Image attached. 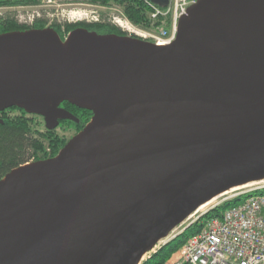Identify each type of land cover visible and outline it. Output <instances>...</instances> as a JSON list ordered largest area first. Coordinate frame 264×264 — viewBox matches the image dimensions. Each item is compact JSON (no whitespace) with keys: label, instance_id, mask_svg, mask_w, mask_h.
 I'll use <instances>...</instances> for the list:
<instances>
[{"label":"water","instance_id":"1","mask_svg":"<svg viewBox=\"0 0 264 264\" xmlns=\"http://www.w3.org/2000/svg\"><path fill=\"white\" fill-rule=\"evenodd\" d=\"M64 102L89 122L0 179V264H141L199 207L264 181V0H195L167 46L0 34V112L54 130Z\"/></svg>","mask_w":264,"mask_h":264},{"label":"built area","instance_id":"2","mask_svg":"<svg viewBox=\"0 0 264 264\" xmlns=\"http://www.w3.org/2000/svg\"><path fill=\"white\" fill-rule=\"evenodd\" d=\"M56 3L57 0H44L43 5ZM194 3L195 0H168V4L163 7L144 0L146 18L139 25L133 24L122 12L123 10L120 9V12L113 5H91L92 10L70 12L67 18L73 23L107 22L117 27L126 36L135 37L156 46H167L175 40L179 19ZM40 17L39 13L35 15L24 13L18 17L17 21L20 24L31 25ZM47 21L51 23L52 20ZM254 184L248 190L234 191L236 193L227 201L240 199L243 195L247 197L226 209L220 217L208 221L165 264H264V181ZM224 202L211 205L209 210ZM198 218L189 222L186 227L196 222ZM167 242H163L162 245ZM158 245L156 248H159Z\"/></svg>","mask_w":264,"mask_h":264},{"label":"trees","instance_id":"3","mask_svg":"<svg viewBox=\"0 0 264 264\" xmlns=\"http://www.w3.org/2000/svg\"><path fill=\"white\" fill-rule=\"evenodd\" d=\"M62 3H88L91 5L109 6L119 5L123 8L125 16L136 25L143 23L145 20L144 0H58ZM44 0H0V8H17V7H38L43 5ZM45 13H42L44 16ZM48 21L44 18H37L31 25L20 24L12 16H0V34L21 32L32 30L34 28H43L47 26ZM81 26L88 29L89 32L97 34H115L123 35V32L110 23H93L88 24L79 22ZM51 26L55 27V32L61 40L72 24H59L51 21ZM48 25V26H50ZM79 25V24H78ZM63 106L67 112L74 117V123L65 122L64 125H72L75 133L80 132L89 122L91 113L86 110H80L64 102ZM33 116L17 108H11L7 113L0 116V179H2L11 170L39 160H45L55 157L66 144V140L55 134V131H49L41 134L34 123ZM48 147L49 153L46 152ZM49 155V157H46ZM246 198L247 195L241 196ZM240 198V199H241ZM240 199L227 201L198 218L196 222L184 228L173 239L160 246L150 254L141 264H165L179 248L199 230H201L213 218H218L221 214L240 202Z\"/></svg>","mask_w":264,"mask_h":264},{"label":"rangeland","instance_id":"4","mask_svg":"<svg viewBox=\"0 0 264 264\" xmlns=\"http://www.w3.org/2000/svg\"><path fill=\"white\" fill-rule=\"evenodd\" d=\"M47 4V3H46ZM56 5V6H55ZM55 5H41L38 7H17V8H0V16H12L13 18H15L16 20H18V17L21 14L24 13H29V14H36L39 13L40 14V18H44L45 20H52L56 23L59 24H64V23H73L71 21L68 20V14L70 12H74V11H88V10H92L91 4L88 3H62L61 1L57 0V3ZM58 5V6H57ZM51 6V7H50ZM115 9H118V11L121 9L123 10L122 6L113 4ZM118 7V8H116ZM120 10V12H121ZM123 12V11H122ZM42 13H45L44 16H42ZM113 13V12H112ZM52 15V16H51ZM47 24V23H46ZM48 24H51L48 22ZM66 36V35H65ZM34 119V123L38 124L37 125V129L39 130V132L42 134V132L45 131V125L44 122L42 121V119L38 118V117H33ZM63 131H62V130ZM55 134L63 137L66 140V143L68 142V139L70 140L74 134L76 135L77 133H75V129L72 125L69 124H62L60 125V127L57 130H54ZM74 135V136H75ZM46 152L49 153V149L48 147L46 148ZM46 157H49V155H46ZM250 187H246L244 189H241V192L244 190H248ZM252 188V186H251ZM236 192H232V193H228L227 195L219 198L217 201L213 202L211 205L213 204H218V203H222L224 201H227L230 199V197H232ZM244 198L242 197L240 200H243ZM211 205H209L207 208L194 213V215L189 219L188 222H186L185 224H183L181 227L177 228L173 234H171L170 237H168L167 239H165L164 241H162L161 243H159V247L162 246L163 242H167V240H169L172 236H175L176 234H178L182 229H184L189 222L195 220L196 218L200 217L201 215H203L205 212H207L209 210V208L211 207ZM157 250V248L154 249V251ZM153 251V252H154ZM153 252L147 254L144 257V260ZM143 260V261H144Z\"/></svg>","mask_w":264,"mask_h":264},{"label":"flooded vegetation","instance_id":"5","mask_svg":"<svg viewBox=\"0 0 264 264\" xmlns=\"http://www.w3.org/2000/svg\"><path fill=\"white\" fill-rule=\"evenodd\" d=\"M68 24H69V23H68ZM70 24H72V26L70 27V29H69L68 32L66 33V36H67L69 33L73 32V31H75V30H78V29H86V30L88 31V29H87L86 27H84V26H81L79 22H76V23H70ZM78 24H79V25H78ZM48 25H50V24H47V26H45V27H43V28H34V29H32V30H38V29H51V30H53V31L56 30L55 27H53V26H51V25L48 26ZM66 36H65V38H66ZM119 36H126V35L123 33V35H119ZM60 108L65 110V108H64L63 106H60ZM9 110H10V109H7V110H4V111H1V112H0V116H2V114H4V113H7ZM22 111H23V110H22ZM23 112H25V111H23ZM25 113H26V112H25ZM27 114H28V113H27ZM29 115H30V116H33V117H38V118L42 119V121L44 122V120H43V118H42L41 116H38V115H31V114H29ZM71 116H72V119H71V120H62V121H60L58 127H57L56 129H54V130H57V129L60 127V125L64 124L65 122H71V123H74V122H73V121H74V117H73V115H71ZM54 130H47V129L45 128V131H46V132L54 131ZM61 130H62V129H61ZM45 131L42 132V134H44ZM62 131H63V130H62ZM74 135H75V134H74ZM74 135H73V136H74ZM73 136H71V137H73ZM68 141H69V139H68Z\"/></svg>","mask_w":264,"mask_h":264},{"label":"bare ground","instance_id":"6","mask_svg":"<svg viewBox=\"0 0 264 264\" xmlns=\"http://www.w3.org/2000/svg\"><path fill=\"white\" fill-rule=\"evenodd\" d=\"M254 185H255V184H248V185H245V186H242V187L234 188V189H232V190H230V191H228V192H225V193H223V194H221V195L215 197V198L212 199L211 201L207 202L206 204L202 205L201 207H199V209H198L195 213H197V212H199V211H201V210L207 208V207H208L209 205H211L213 202L217 201L219 198H221V197L227 195V194L230 193V192H234V191H236V190L244 189V188H246V187H251V186H254Z\"/></svg>","mask_w":264,"mask_h":264}]
</instances>
